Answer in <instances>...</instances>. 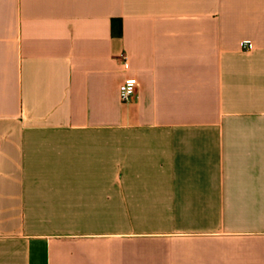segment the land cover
I'll use <instances>...</instances> for the list:
<instances>
[{"label":"crops","instance_id":"crops-1","mask_svg":"<svg viewBox=\"0 0 264 264\" xmlns=\"http://www.w3.org/2000/svg\"><path fill=\"white\" fill-rule=\"evenodd\" d=\"M0 264H264V0H0Z\"/></svg>","mask_w":264,"mask_h":264},{"label":"built area","instance_id":"built-area-1","mask_svg":"<svg viewBox=\"0 0 264 264\" xmlns=\"http://www.w3.org/2000/svg\"><path fill=\"white\" fill-rule=\"evenodd\" d=\"M242 48L246 51L251 49L248 41H243ZM125 60V57H124ZM137 81L134 77L126 78L119 86V97L123 103L129 102L135 94Z\"/></svg>","mask_w":264,"mask_h":264},{"label":"trees","instance_id":"trees-1","mask_svg":"<svg viewBox=\"0 0 264 264\" xmlns=\"http://www.w3.org/2000/svg\"><path fill=\"white\" fill-rule=\"evenodd\" d=\"M112 29L114 31L115 35L121 34V20L120 19H114L112 22Z\"/></svg>","mask_w":264,"mask_h":264}]
</instances>
